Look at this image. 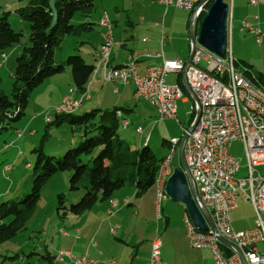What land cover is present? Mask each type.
Instances as JSON below:
<instances>
[{
  "label": "rangeland",
  "instance_id": "1",
  "mask_svg": "<svg viewBox=\"0 0 264 264\" xmlns=\"http://www.w3.org/2000/svg\"><path fill=\"white\" fill-rule=\"evenodd\" d=\"M100 1L102 2V6L100 5L101 9L99 13L97 9L95 10V16L100 15V19L106 14L112 25L113 18L118 23L119 27L111 31L112 37L116 38V34L120 35L121 33L129 36L131 31L135 30L134 27L140 25L139 18L144 17L143 14H145L148 19L146 21L147 24L153 26L154 29L159 30L158 26V28L155 27L156 23H163L167 38L165 39L166 43L171 41L173 45H176L177 34H184L187 42V26L191 16V13L187 9L175 8L173 6H168L166 9L164 5L152 3L150 0H124V2L122 0H109L112 3V7L107 6L103 0ZM113 1L116 2L117 9L114 8ZM149 1L150 3L147 4ZM224 1L229 4L233 23L231 33L228 35L227 40V54L234 59L236 63L234 64L238 69L248 70L251 73L261 75L263 80L262 86L264 87V45H259L255 40V36L246 32L241 33L240 31L242 26L240 20L242 19L244 21L247 19L253 21V16L256 15L257 11L255 12V8L251 5H247L246 0ZM8 2L7 5L4 4L3 8L4 10L8 9L10 11L8 21L15 31L22 33L21 44H15L3 51L6 55L4 61L2 60V54L0 55V90L9 96L12 91L15 58L18 56L22 47L29 44V29L28 24L14 13V10L18 6L16 1L8 0ZM78 18L79 16H77ZM95 26L98 27V25ZM82 35L81 38L72 35L64 36L59 48L57 47L55 49L56 60L64 62L68 55L79 54L86 62H89L91 59L93 61L89 53V47L86 44L78 46L80 40L86 34ZM94 36L92 30L89 37L93 42L95 41ZM207 65L208 61L204 59H201L199 62V66L202 68H207ZM51 77H53V80H56L55 84L53 86H47L46 91V84L35 88L30 93L28 104L24 109V115L21 119L13 123L12 128L0 134V192L7 189L9 194L8 198L10 199L21 198L30 192L32 166L36 158L32 149L40 143L41 139L44 152L49 154H63L68 147L76 146L84 138L78 127H74L72 130L66 122L59 125H47L45 121L46 117H52V120L55 118V111L53 109L56 104L50 105L53 104L50 102L54 95L57 94V90L63 92L65 95L69 89L74 88L70 67H65L62 72ZM163 78L164 83L167 85H173L177 82L176 73H166ZM99 81L97 79L89 86L90 99L85 100L75 114H82L94 108L111 109L113 107H119L127 109L128 111L124 112V117L129 121V125L127 128H123L120 124L117 134L132 149L141 148L143 146L141 137L144 138L147 135L148 146L153 151L156 159L160 161L168 151V143H165L163 140L168 141L172 137H182L183 130L180 126L186 129L188 128L191 102L185 104L182 101L184 97L176 101L177 118L181 122L179 125L174 119L162 120L153 106L141 98H136L133 92L132 80H129L127 86L119 80L103 83ZM115 87H117V91H114ZM78 95V93L74 94L75 97ZM137 128L142 130V136L136 130ZM18 132H20V136H18ZM10 144L15 148L11 147ZM18 150L21 151L22 155H16L15 162H13ZM228 152L237 157L240 162L241 169L237 172L236 176H245L247 170L243 166L246 164V158L242 143L237 141L231 143L228 147ZM175 161L178 162V149L175 154ZM26 163H29V168H26ZM6 165L12 166L13 170L11 173L10 171L4 170L6 168L4 166ZM257 169L264 175V165L257 167ZM70 175V171L56 173L42 187L36 210L26 222L22 231L16 237L0 244V264H49L45 258L47 255L46 247L48 250L51 247V245L46 243L48 237L61 229L66 231L64 227L60 228V226H63L61 221L65 220V214L63 212L66 210L63 206L58 208V195L63 196V204L69 206L80 199L83 194V189L81 188L78 190L69 189ZM126 189L131 197V205L124 207L125 213L121 212L116 219L121 224H125L126 222L136 234L138 232L144 233L145 236L141 235L140 240H150L151 236H153L152 238L159 237L162 241L166 235L165 230L168 228L178 227L179 225L183 229L185 228L183 222L184 205L173 201L165 191L164 198L158 206L160 207L161 214L159 213L160 217H157V188L155 185L138 197L134 196V190L130 187L118 189L113 195L115 197L117 196L116 198L121 201L120 197L126 193ZM6 200L8 199H0V202ZM140 202L142 203V208L136 214L138 203ZM249 205L252 207L249 202H246L240 196L237 212L231 214L232 222H235L237 227L246 229L254 225V221L251 219ZM153 207H155L154 214L151 212ZM128 211H132L133 213L127 214ZM65 213L67 217H70L69 215H71V218L73 217V214L70 212L66 211ZM168 213L170 214L171 222H168L166 225L164 215ZM58 216L59 218H56ZM56 226L57 229L55 230ZM197 249L209 250L211 264H214L211 249ZM65 259H68L67 261L72 263L70 258L66 257ZM64 261L62 260L61 263L64 264Z\"/></svg>",
  "mask_w": 264,
  "mask_h": 264
},
{
  "label": "built area",
  "instance_id": "2",
  "mask_svg": "<svg viewBox=\"0 0 264 264\" xmlns=\"http://www.w3.org/2000/svg\"><path fill=\"white\" fill-rule=\"evenodd\" d=\"M154 1L166 8L173 6L187 9L197 19L206 12L209 2ZM247 3L264 5V0H247ZM253 21L256 23L244 20L241 29L252 33L256 42L261 43L264 34L257 26L258 16H253ZM99 23L105 27V31L102 33L103 41L95 65L108 64L104 81L120 80L127 83L128 76H135L137 88L134 89V96L147 101L163 120L174 119L178 122L176 101L184 97L180 85H167L163 77L169 72L180 75L187 66L184 77L197 98L200 115L189 133L188 128L181 126L183 135L188 133L183 145L184 158L199 197L197 205L206 207L214 225V229L208 226L206 230H200L189 215L184 213L183 222L190 246L211 249L214 264H264V175L256 169L257 166L264 165V88L237 70L231 57L220 58L199 44L193 49L188 64L181 58L163 60L159 67L148 69L145 75L134 73L137 59L132 57H129L125 65L110 67L112 24L106 15L101 17ZM228 28L231 33V14L228 16ZM201 59L208 61L207 68L199 66ZM87 91L75 97L76 89H69L54 111L76 112L77 105L85 100ZM195 108L194 102L192 110ZM117 115L125 120L126 126L129 125V121L119 111ZM50 120V117L45 118L46 122ZM137 131L141 132V129L138 128ZM20 135L18 132V136ZM173 138L176 152L181 137ZM234 141L241 142L244 147L246 164L243 168L247 170V174L243 177L236 176L241 169L240 162L228 152L229 145ZM175 152L164 157L162 174L156 189L158 198L164 195L166 179L173 170L171 163ZM4 167L8 172L11 169L9 165ZM238 195L252 205L255 213L254 225L240 232L233 229L230 217L231 211L236 208ZM219 236L232 246L221 242ZM66 257L70 258L72 264H96V260L92 258L76 257L67 250L61 249L56 254L60 261ZM147 264H166L160 260V243L157 238L152 241Z\"/></svg>",
  "mask_w": 264,
  "mask_h": 264
},
{
  "label": "trees",
  "instance_id": "3",
  "mask_svg": "<svg viewBox=\"0 0 264 264\" xmlns=\"http://www.w3.org/2000/svg\"><path fill=\"white\" fill-rule=\"evenodd\" d=\"M15 1L18 6L14 13L28 24L29 44L24 45L15 58L11 94L5 95L0 90V134L21 119L30 93L45 79L70 67L74 88L79 94L86 91L94 69V65L87 63L79 54L68 55L64 62L55 58V49L59 48L64 36L78 35L91 28V24L87 22L75 23L74 17L76 14H89L94 9L93 0H53L56 10L53 25L54 13L49 6L50 0ZM8 3V0H0V55L4 54L6 48L21 44L22 39V33L15 31L8 21L10 11L6 7L7 10L3 9L4 4ZM202 17L203 14L199 20ZM242 71L262 87L261 75L248 70ZM179 84L185 91L181 80ZM118 111L121 113L128 110L113 107L94 108L82 114L54 112L55 118L52 120L51 117L47 125L66 122L72 130L78 127L84 138L76 146L68 147L63 154L44 152L42 139L32 149L36 158L32 166L30 192L21 198L0 202V244L22 231L36 210L42 187L56 173L70 171L69 189H83L80 199L65 207L63 196L58 195V208L63 206L71 214H80L90 209L96 202L110 198L116 190L123 187L132 188L137 197L155 185L160 164L169 151L159 161L148 143L141 148L132 149L117 134L121 124ZM194 115L195 110H192L189 124ZM169 140L163 141L169 143ZM173 160V168L182 167L179 157L178 162L173 163Z\"/></svg>",
  "mask_w": 264,
  "mask_h": 264
},
{
  "label": "crops",
  "instance_id": "4",
  "mask_svg": "<svg viewBox=\"0 0 264 264\" xmlns=\"http://www.w3.org/2000/svg\"><path fill=\"white\" fill-rule=\"evenodd\" d=\"M93 1H94V9L89 14H86V15L76 14L74 17L75 23L87 22V23L91 24V28L87 31H83L82 33H80L78 35H72V36L81 38L83 36L82 34H86V35H84L82 40H80L78 46L86 44V46L89 47V53L91 54L90 56H92L93 61L91 59L87 63L95 65V63L98 59V55H99V51H100V45L103 41L102 33L105 31V27H103L99 23V20H100L99 16L100 15L95 16V10L97 9V12L99 13L101 6H102V2L100 0H98V1L93 0ZM103 1L106 2L107 6L112 7V3L109 0H103ZM150 1L152 3L161 4V3L154 1V0H150ZM150 1L147 4H149ZM122 2H124V0H122ZM246 2H247V0H246ZM247 5H249V4H247ZM113 6H115L114 7L115 9H117L115 1H113ZM151 6H155V5H151ZM251 6L253 8H255V12L257 11L256 15H254V16H258L259 23L257 24V26L263 32L264 31V5H251ZM230 14H231V12H230V7H229L228 16ZM104 15H106V14H104ZM143 15H144V17L139 18L140 25H137L136 27H134L135 30H132L129 36L128 35L125 36L124 33H121L120 35L116 34V38L112 37V45L110 47V60H109L110 67H120L122 65H125L127 63V61L129 60V57L130 58L132 57L134 59H137V67H136L137 74L145 75L147 73L148 69L154 68V67H159L162 64L163 60H174L176 58H181V59L186 60L189 53H190V50H191V46H190L191 42L188 38V32H187V42H186V38L184 37V34H177L176 45H173V43L171 41H168L166 43L165 39H167V38H166V33L164 31L163 23H161V24L156 23L155 27L158 26L159 30L154 29L153 26H149L147 24L146 21L148 19L145 16V14H143ZM77 16H79L78 19H77ZM232 16H233V13H232ZM109 18L111 19V17H109ZM112 18H113V16H112ZM247 18H249V17H247ZM200 20H199V18L197 19V26H198V22H200ZM241 20H240V22H243V20L242 21ZM247 21H249V20H247ZM251 22L253 24L256 23L255 21H251ZM95 25H98V27H96ZM113 25H112L113 29H111V31H114L115 28L119 27L118 23H116L115 18H113ZM232 26H233V23L231 20V28H232ZM92 30H93V36L95 35L94 36V38H95L94 42L89 37V34ZM240 31H241V33H243V32L249 33L247 30H244V29H240ZM97 34L99 35L98 37H97ZM229 34L230 33H229V28H228V17H227V40H228ZM249 34L253 35L252 33H249ZM111 36H112V34H111ZM168 39H170V38L168 37ZM255 40H256V37H255ZM113 41H115V42H113ZM258 44L264 45V38H263V41L261 43H258ZM20 51H19V53H20ZM226 56H228L227 45H226V50H225V57ZM5 57H6V55H5ZM59 57L61 58L60 54H59ZM4 59H2V60L4 61ZM232 61H233L234 67L236 68V65H235L236 63H235L234 59H232ZM0 66H1V63H0ZM236 69L240 70L238 68H236ZM240 71H242V70H240ZM176 75H177V82L174 84L180 85L179 80H181V82H182V74L179 75L178 73H176ZM52 78L53 77H48L47 79H45L48 81H44L38 87H40L43 84H46V87H45V91H46L47 86H53L56 82V80H53ZM178 78H179V80H178ZM97 79L100 80L99 81L100 83L107 82V81H104V79H103L102 68H100L94 76L92 75V78L89 81V86L92 84V82H94ZM120 82H122V81H120ZM122 83L127 86L129 81L127 83H124V82H122ZM182 84H183V82H182ZM89 86H88V94H89V88H90ZM38 87H36V88H38ZM180 87H181V85H180ZM183 87H184V85H183ZM115 89L117 91V87L114 88V91H115ZM184 89H185V91H183L184 99H182V101L185 104L191 102V105H190L191 111L189 113L191 116L194 100L191 98L190 94L188 93V91L186 90L185 87H184ZM133 92H134V84H133ZM65 95L63 94V92H59L57 90V94L54 95V97L52 98V100L50 102L53 104H50V105H55V104L58 105L60 103L62 97H64ZM85 100H87V99H85ZM83 102H82V104H83ZM56 105L54 107H56ZM81 105H80V107H81ZM80 107H79V109H80ZM176 114H177V109H176ZM121 115L124 117L125 113L121 112ZM189 119H188V123H189ZM177 120H178V118H177ZM176 123L179 125L181 124V122L179 120ZM142 134L143 133H141L140 136H142ZM147 137H148L147 135H145L144 138L141 137L142 145L147 143L146 142ZM237 142H239V141H237ZM7 145H5V146H7ZM168 145L169 146L167 148L169 151L170 144L168 143ZM10 146H11V144H10ZM11 147H13V146H11ZM13 148H15V147H13ZM177 149L178 148H176V151H177ZM168 151H167V153H168ZM16 155L21 156L22 155L21 151L18 150V153L15 154L13 162H15ZM235 158L237 159V157H235ZM175 162L176 161L173 160V163H175ZM259 166H262V165H259ZM259 166H257V167H259ZM10 167H11V169H10V173H11L13 168H12V166H10ZM257 167H256V169H257ZM26 168H29V163H26ZM8 179H9V176H8ZM8 197H9V194H8L7 189L0 192V199H2V200L8 199L9 200L10 198H8ZM116 197L114 195H112L110 198H108L106 200L98 201L90 209H88V210H86L80 214H73L72 218H71V215H69L70 217H67V215L65 213L66 211H64L63 214H65V220L61 221L63 226H60V228L64 227L66 229V231L63 229L60 230V228H59L60 231H57L48 237V240L46 243L51 245V247H49V250L46 247V254L47 255L45 258H46L47 262H49V264H62L61 263L62 261H60L56 258V254L59 250L63 249V250L70 251V253L76 257L87 256L89 258H92V259L96 260V264H146L149 260V257H150L152 241L155 238H157L159 240V243H160V260L162 261V263H166V264H211V259H210L211 254H209L210 251L206 250V249H197V248L191 247L189 244L188 238L186 236L185 228L183 229L180 225L178 227H172V228L170 227L167 230H165L166 235L162 241L159 237L152 238L153 236H151L150 240H147V239L140 240L141 235L145 236L144 233L138 232L136 234L133 230H131V228L129 227V225H127L126 222H125V224H121V222H119L116 219L120 215L121 212L125 213L124 207L131 205L130 194L128 193V191L126 189V193L123 194L121 197L119 196L121 198V201H119ZM163 198H164V195L162 198L156 197V200H157L156 201L157 217L158 216L160 217V214H161L160 213V207H158V206H159V203H161ZM239 198H240V196L237 197L236 208L231 211L230 217H231V214H235L237 212L238 205H239ZM112 199H117L118 204L117 205H112V204L110 205V201ZM141 204H142L141 202L138 203V208L136 210V214H138L140 212V210L142 208ZM65 206L66 205L64 204V207ZM151 212L153 214L155 213V207L152 208ZM128 213H133V212L128 211L127 214ZM184 213H187L189 215L186 208H184V210H183V216H184ZM250 213H251L252 221H255L254 209L251 206H250ZM189 217H190V215H189ZM56 218H59V216ZM164 221H165L166 225L168 224V222H171V218H170L169 213L164 215ZM175 222H177V221H175ZM231 224H232L233 229L237 232L245 230V228L237 227L235 222H232V219H231ZM208 226L209 225L207 224V228H208ZM56 229H57V226H56L55 230ZM246 229H248V228H246ZM62 230L64 233H62ZM149 241H150V243H149ZM63 260H65L64 264H72L70 261H67L68 259H63Z\"/></svg>",
  "mask_w": 264,
  "mask_h": 264
},
{
  "label": "water",
  "instance_id": "5",
  "mask_svg": "<svg viewBox=\"0 0 264 264\" xmlns=\"http://www.w3.org/2000/svg\"><path fill=\"white\" fill-rule=\"evenodd\" d=\"M210 1V0H207ZM49 6L54 13L52 25L55 23L56 10L54 7V1H49ZM229 4L224 0H212L202 19L197 26V17L192 14L188 23V38L191 42V50L186 59L188 64L191 60L193 49L197 44L203 46L208 52H211L221 58L225 57V50L227 45V17H228ZM225 66L226 63L221 61ZM187 67V66H186ZM186 67L183 69L182 82L191 98L196 103L195 115L188 127V133L193 130L198 117L200 115V107L197 102V98L193 91L188 87L184 72ZM188 133L184 134L178 144V157L181 161L182 167L173 168L172 173L168 176L165 182V193L175 202L181 203L187 209L192 222L200 230H206L207 224L214 229V225L210 216L209 211L206 207H198L197 201L199 197L194 187L192 176L187 168L183 145L188 136ZM218 239L228 245L232 244L223 237ZM237 250V249H236ZM238 251V250H237ZM245 264V263H244Z\"/></svg>",
  "mask_w": 264,
  "mask_h": 264
},
{
  "label": "bare ground",
  "instance_id": "6",
  "mask_svg": "<svg viewBox=\"0 0 264 264\" xmlns=\"http://www.w3.org/2000/svg\"><path fill=\"white\" fill-rule=\"evenodd\" d=\"M100 20H101V18H100ZM3 57H4V54L2 55V58ZM136 67H137V63L134 64V73H137L136 72ZM100 68H102L103 79H104L105 74L108 72V64L94 65V69H93L92 75L94 76ZM129 80H132V82L134 84V89H136L137 88V79L135 78V76H128V81ZM86 90H88V87H87ZM85 99H89L88 91H87V93L85 95ZM79 107H80V105H77V110L79 109ZM69 113H74V112H66V114H69ZM120 122H121V125H122L123 128L127 127L124 119H121ZM169 144H170V148H169V153L168 154H173L175 152V145H174V138L173 137L170 138ZM163 165H164V159L162 160V162L160 164V167L158 169V173H157V176H156V179H155L156 188H158V186H159V179H160L161 174H162ZM110 202H111L112 205H117L118 204L117 199H112Z\"/></svg>",
  "mask_w": 264,
  "mask_h": 264
}]
</instances>
